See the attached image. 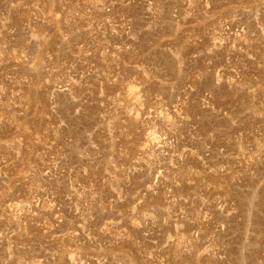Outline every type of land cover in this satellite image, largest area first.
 Segmentation results:
<instances>
[{"label": "rangeland", "instance_id": "1", "mask_svg": "<svg viewBox=\"0 0 264 264\" xmlns=\"http://www.w3.org/2000/svg\"><path fill=\"white\" fill-rule=\"evenodd\" d=\"M0 264H264V0H0Z\"/></svg>", "mask_w": 264, "mask_h": 264}]
</instances>
